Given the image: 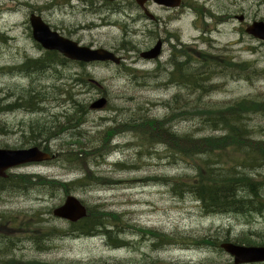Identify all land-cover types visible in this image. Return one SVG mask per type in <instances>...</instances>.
<instances>
[{"label":"rangeland","instance_id":"rangeland-1","mask_svg":"<svg viewBox=\"0 0 264 264\" xmlns=\"http://www.w3.org/2000/svg\"><path fill=\"white\" fill-rule=\"evenodd\" d=\"M182 1L174 8L179 14L151 5V12L165 22L158 28L160 33L154 31L157 36L169 37V41L158 59L147 61L139 54L162 40L137 29L142 12L135 6H125L124 0H118L124 14L121 11L117 16L98 15L94 6L80 0H0V106L29 95L35 105L0 113V149L35 146L36 132L32 133L29 126L37 122L52 130L46 144L49 160L8 172L40 178L32 179L25 189L14 187L0 192V215L16 219L13 228L2 231L13 244L10 258L31 264H234L220 244L264 246V213L207 215L189 192L182 188L177 194L171 189L172 180L194 176L192 160L181 156V151H188L193 145L198 149L199 145L181 136L221 134L200 126L196 118L189 116L190 112L173 114L168 108L176 94L179 105L183 103L185 90L172 83V78L178 76L173 64L182 60V53L192 60L199 55L208 63L226 58L264 69V46L247 32L241 35L236 31L240 22L235 18L243 13L251 18L250 22L254 17L264 23V0H197L200 5L190 6L185 14H180L187 9ZM125 13L140 20L134 23ZM31 14L40 16L52 30L80 46L114 51L122 58L124 68L121 64L81 65L67 60L38 72L23 71L21 66L26 60L37 59L45 52L32 39ZM175 18L179 21L174 22ZM208 67L204 62L202 68ZM227 71L224 76L215 75L211 81L215 90L203 95L201 105L264 97V74L247 81L244 77L232 78L228 66ZM100 98L106 100L104 108H91ZM186 99L197 103L195 96ZM189 108L198 110L190 105ZM76 112L80 123L69 121L76 128L59 131L67 125V118H76ZM254 113L248 114V126L256 130V140L264 141V116ZM114 114L119 126L107 132L115 126L111 121ZM183 114L187 117L183 118ZM166 117L168 122L163 121ZM142 119L160 121L143 124ZM105 133L106 139L108 136L111 140L110 151L101 157L103 146L109 148ZM263 146L226 145L223 151L213 153L222 154L225 161L231 154L245 153H231L232 149L259 151ZM245 172L260 179L264 177V166L250 167ZM83 176L88 182L67 186L68 191L60 186L40 185L42 179L64 184ZM68 197L85 207L84 218L70 222L54 216V210ZM112 213L117 215L116 224L122 230L120 238L128 243L119 249L109 245L100 225L108 223ZM89 217L99 224L93 234L84 237L69 232L71 225ZM162 235L169 236V245H163ZM33 236L40 238L44 247H38ZM244 236L253 245L237 244ZM204 238L216 246L199 245Z\"/></svg>","mask_w":264,"mask_h":264},{"label":"trees","instance_id":"trees-1","mask_svg":"<svg viewBox=\"0 0 264 264\" xmlns=\"http://www.w3.org/2000/svg\"><path fill=\"white\" fill-rule=\"evenodd\" d=\"M240 33V32H239ZM242 35V33H240ZM264 45V44H263ZM222 62L215 61L208 63L202 59L199 55L192 60L190 57L185 56L182 53V60L178 64L174 65V73L178 74L177 77L172 78L174 86L185 90L183 103L179 105L178 97L176 94L172 99V103L168 108L173 114L184 111L190 112V117H194L198 120L199 125L208 128L218 135H208L199 138H193L191 134L187 136H181V138L190 141L192 144H198L199 148H190L188 151H181V156H185L187 159H191L190 164L193 167L194 176H181L172 180L171 189L179 193L180 189H184L189 192L194 200L199 204L201 211L207 215L212 214H229V213H241V214H261L264 213V177L258 179L255 175H251L245 172V169L250 167H262L264 166V146L261 150L256 148L247 149L245 151L232 149L231 153H242L240 155L231 154L228 160H222V154L215 155L213 152L217 150L223 151L226 145L233 147L239 146L240 148H249L250 144H264V141L256 140L253 136L256 130L248 126L247 120L249 115L258 113L264 116V97L257 99L256 97L242 98L233 100L224 105H201L200 99L203 95L214 91L215 87L211 81L215 75H226L227 66L231 68L232 78L244 77L247 81L251 80L253 76L263 75L264 69L258 70L248 63H233L227 61L226 58H221ZM67 60L61 57L57 52L45 51L44 54L37 59H28L21 66L23 71H41L51 64H63ZM209 64V67L204 70L202 68L203 63ZM82 65V64H81ZM195 96L197 103L194 100H187V97ZM33 96L29 97L19 96L14 102H10L7 105L0 106V113L10 112L17 108L30 109L34 107ZM1 103V102H0ZM189 105L197 108V111H191ZM37 106V105H36ZM223 109V110H220ZM220 110V111H219ZM79 112V110H76ZM77 112L75 117L67 118V125L59 128V131H66L71 128L73 122H69L70 119L76 124H79ZM249 114V115H248ZM182 116V115H180ZM186 114H183V118H186ZM166 117L163 121H167ZM160 121L159 119H142L143 124ZM168 122V121H167ZM138 123V119L135 120V124ZM167 125V124H166ZM32 133L36 132L34 142L35 146L39 147L45 152H48V146L46 145L52 130L46 125H40L38 122L29 126ZM169 128L166 127V130ZM74 134H77L73 132ZM173 133V132H171ZM175 137L174 134H171ZM191 136V137H190ZM33 139V137H32ZM214 142V143H213ZM227 142V144H225ZM204 146L206 149L200 150ZM169 151L178 157H181L176 151ZM75 157L76 154H74ZM222 161L224 164H219ZM219 165V166H216ZM40 178L38 176H31L27 174L11 175L8 174L7 178H0V192L5 190L21 187L25 189L32 184V179ZM85 177L83 179H77L72 183L61 184L56 180H40V185L43 188L49 186L64 188V191H68L70 185L87 183ZM182 182H192L193 184H184ZM68 186V188H67ZM68 193V192H66ZM98 220L94 221L90 217L86 220H82L80 223L71 225L69 232L74 235H87L93 234L97 228ZM118 221L117 215L112 213V218L108 223H101L103 227V235L108 241L109 245L114 249H119L128 245L122 238L120 233L122 230L118 228L116 222ZM16 223L15 218H9L5 215H0V264H31L32 262L20 261L16 258H10L12 242L2 231L11 229ZM96 223V224H95ZM107 225V226H106ZM46 236V234H45ZM47 237V236H46ZM163 245L167 246L171 240L169 236L162 235ZM33 240L36 241L38 247H44L40 242V238L33 236ZM47 239H45L46 241ZM237 244L253 245L250 238L244 236L239 238ZM199 245L203 246H216L211 240L207 238L199 240ZM221 245V244H220ZM163 246V247H164ZM36 264H43L36 262Z\"/></svg>","mask_w":264,"mask_h":264},{"label":"water","instance_id":"water-1","mask_svg":"<svg viewBox=\"0 0 264 264\" xmlns=\"http://www.w3.org/2000/svg\"><path fill=\"white\" fill-rule=\"evenodd\" d=\"M29 23L31 27L32 39L45 51H56L65 59L82 63L112 61L119 63L111 52L104 49H92L87 46H80L78 43L65 38L57 31L52 30L40 16L30 15ZM247 34L253 38L264 42V23L255 22L250 25ZM157 48V47H156ZM158 50L142 53L146 59L155 58ZM105 100L101 99L91 105V108L103 107ZM51 158L49 154L43 152L38 147L26 149H0V178H7V173L21 165L39 163ZM54 216L68 220L78 221L86 216V209L80 201L68 197L58 209L54 210ZM222 250L229 254L234 264H257L264 263V246H243L233 243H222Z\"/></svg>","mask_w":264,"mask_h":264},{"label":"flooded vegetation","instance_id":"flooded-vegetation-1","mask_svg":"<svg viewBox=\"0 0 264 264\" xmlns=\"http://www.w3.org/2000/svg\"><path fill=\"white\" fill-rule=\"evenodd\" d=\"M83 3H88L90 4V7L92 8L93 6L95 7L94 12H98V15H102V16H117V14H119L122 11V8L120 6V3L118 2V0H99V2H101L99 5H95L90 3L88 0H80ZM150 0V1H145V2H136V0H124L123 4L126 6H135L138 10H140L141 12L143 11H147L149 10V12H151V5H155L160 9H163L164 11H174L176 12V10H174L175 7H178L181 4V0ZM197 0H183L182 3L184 2V7L183 8H187L185 9L184 12L180 11V14H185L186 11H188L190 6H195L192 3L195 2L196 3ZM174 2H178V6L174 5ZM171 3V4H170ZM228 4V3H227ZM196 5H200V4H196ZM205 5V4H204ZM231 5H233L231 3ZM206 6V5H205ZM224 7L227 9V7L224 5ZM236 7V4L234 6V8ZM147 8V10H146ZM84 11H86L83 8ZM210 11H212V13H214V10L212 8H210ZM123 12V11H122ZM148 12V11H147ZM144 14V13H143ZM152 17H153V27L154 30H157L158 33H160L161 31L158 29L159 27L163 26V24L165 22H163L161 20V18H159L157 15H155L154 13H152ZM176 14H179V12H176ZM148 15H150L148 13ZM236 20L239 21V26L238 29L236 31L246 34V30L247 28L252 25V23H255L256 21H262V20H255V18L253 17L252 22H250V19H247L245 17V15L243 13H241L239 16H235ZM177 18H175L174 20H176ZM155 34H157L156 31H154ZM162 42L164 43V45H166L168 43V38H164L160 35ZM166 43V44H165ZM259 44L261 46H263L262 42H259Z\"/></svg>","mask_w":264,"mask_h":264}]
</instances>
